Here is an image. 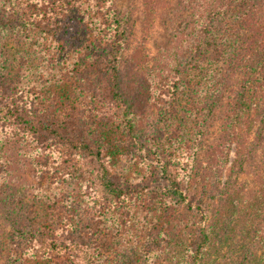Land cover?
<instances>
[{
	"label": "trees",
	"instance_id": "16d2710c",
	"mask_svg": "<svg viewBox=\"0 0 264 264\" xmlns=\"http://www.w3.org/2000/svg\"><path fill=\"white\" fill-rule=\"evenodd\" d=\"M118 1L0 0L5 264H264V0H137L173 29L147 61ZM160 103L180 122L152 162Z\"/></svg>",
	"mask_w": 264,
	"mask_h": 264
},
{
	"label": "rangeland",
	"instance_id": "374dc122",
	"mask_svg": "<svg viewBox=\"0 0 264 264\" xmlns=\"http://www.w3.org/2000/svg\"><path fill=\"white\" fill-rule=\"evenodd\" d=\"M137 0H119L118 1V6L121 7L122 11L125 10H132L134 11V16H133V22H132V29H131V34L129 37L128 41V47L126 49V56L127 59L129 58L128 56L132 55L134 51H137L140 53V57L142 58V61H147L150 60L149 57H154L158 50L159 47L158 45L162 44L166 38L170 36L172 33L173 29L171 26V23L168 19L163 18L162 20H157L155 22V27L151 28L149 31L144 30L143 26V11L141 8V5L139 2H136ZM185 86V92H187L189 95L193 94L194 87H188L187 85ZM183 86V87H184ZM170 103V101H169ZM162 106H164L162 109L157 110L158 108L153 107L152 112L149 113L150 121H148V127L139 133V136L137 138V143L136 147L137 150L139 151L138 156L140 154L142 157H148L152 162L155 161V158L161 154V151L163 150L164 146L169 142L168 141V134L170 132H174L173 127L169 130L170 125H176L178 122V118H174V120L171 117H168L166 115L165 111H169V104L167 103H160ZM182 104V103H181ZM180 104V105H181ZM214 115H216L214 113ZM188 117V116H187ZM218 117V116H216ZM169 121V122H168ZM171 123V124H170ZM185 123V122H184ZM191 120H187L185 125H189L190 127H193L191 125ZM193 124V123H192ZM224 121L218 120L217 118H213V122H209V126L212 127L210 128L209 131V136L208 139L211 138L213 140V135L215 133L218 134L221 132L223 128ZM176 127V126H175ZM178 127L174 128L177 129ZM188 128V127H187ZM188 149L190 148V157H193L195 159L194 163L197 161H200L202 165L204 164V160L199 158V156H195V148L194 147H187ZM206 147H203L202 150L204 151ZM234 150V148H233ZM186 149L184 150V152ZM234 160V155L232 154L230 157V161L232 162ZM193 163V164H194ZM254 174H251L250 172L246 175H243L241 178L243 180H246L247 182L245 183V186L248 189L256 190L258 188V183L255 181H252L254 179ZM194 177V173L190 175V177H187L183 180V185L188 188V185L186 182L191 183V180ZM223 183L225 182V178L222 179ZM255 182V183H254ZM147 185L151 186L152 188L160 186L164 187L166 182L164 181H158L157 180V175L153 174V176H149L147 178ZM211 188V190H210ZM188 190V189H187ZM213 188L212 186H209V189L207 188V193L206 194L207 198L208 195H211L210 193L212 192L213 194L215 192L212 191ZM189 195H192V193L189 192ZM203 195V194H201ZM209 199V198H208ZM10 229V228H9ZM9 232H0V264H5L6 263V254L9 251L10 243L6 237V235Z\"/></svg>",
	"mask_w": 264,
	"mask_h": 264
}]
</instances>
